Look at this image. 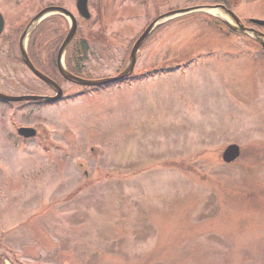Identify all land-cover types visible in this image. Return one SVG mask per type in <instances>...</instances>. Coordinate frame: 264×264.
Returning <instances> with one entry per match:
<instances>
[{
	"label": "rangeland",
	"instance_id": "rangeland-1",
	"mask_svg": "<svg viewBox=\"0 0 264 264\" xmlns=\"http://www.w3.org/2000/svg\"><path fill=\"white\" fill-rule=\"evenodd\" d=\"M151 2L92 0L88 20L75 0H0V12L22 33L42 7L69 9L89 37L80 74L95 79L128 63ZM59 22L44 24L39 64ZM244 40L176 17L141 45L140 78L100 90L55 72L59 102L0 104V264H264V65ZM19 51L0 89L52 96Z\"/></svg>",
	"mask_w": 264,
	"mask_h": 264
},
{
	"label": "flooded vegetation",
	"instance_id": "flooded-vegetation-1",
	"mask_svg": "<svg viewBox=\"0 0 264 264\" xmlns=\"http://www.w3.org/2000/svg\"><path fill=\"white\" fill-rule=\"evenodd\" d=\"M151 4L153 8V17L151 21L153 20L157 21V24L152 30L151 34L157 31L161 24L170 21L176 17H182V16L189 17L196 14L201 15L202 20H204L206 23L210 25H213V27H215L222 35L226 37L234 36V38H238V37L244 38L245 42L249 43V45L253 49L257 50V53L259 54L258 62L264 65V0H198V1L152 0ZM248 4H250L251 6L248 7ZM75 5H76V0H75ZM87 6L88 9L90 7H96L95 5L92 4V0H88ZM190 8H198V9L177 16H172V17L167 16L168 13H171L173 11L175 12L177 10L190 9ZM77 15L79 17L78 18L79 20L80 19L88 20L91 17L90 16L89 18L84 19L80 14ZM3 19H4V25L0 32V66L4 65V63L6 64V66H9L12 65L16 60L14 53L16 51V46L19 45V41L18 39L17 41L15 39L14 30L9 32L7 31V28L5 27L4 16ZM64 19L66 18L63 16H57L55 18V22L57 21L58 24H61L59 20L64 21ZM75 19L77 22L78 19L76 18V16ZM61 32L62 33L65 32L63 28ZM62 33L57 34L56 36L57 38L51 37L49 39V43L53 40H56V42H58L59 41L58 39L61 37ZM74 37H76L74 38V40L80 38L78 36V23ZM63 38H64V34H63ZM81 38L80 40H85L88 42L87 44V49H88L89 37L88 36L83 37L86 39H81ZM72 46L76 47V44L74 43ZM49 51H51L50 48ZM47 55H49L50 57V54L47 53ZM45 58L47 60L45 59L43 61L44 65L50 63V61L48 60V56H46ZM84 58L85 55L83 56L82 60H84ZM2 91L4 90L0 89V92ZM2 93H5V91ZM0 104L4 106L6 105L9 106L8 103H4V102H0Z\"/></svg>",
	"mask_w": 264,
	"mask_h": 264
},
{
	"label": "water",
	"instance_id": "water-1",
	"mask_svg": "<svg viewBox=\"0 0 264 264\" xmlns=\"http://www.w3.org/2000/svg\"><path fill=\"white\" fill-rule=\"evenodd\" d=\"M87 1L88 0H77L76 1V9L77 11L84 17L88 18L89 13L87 9ZM198 8H190V9H183L177 12H174L173 14H180L185 13L188 11L196 10ZM58 13L67 16L70 19V28L69 31L62 42L58 53H57V68L59 73L68 81H72L81 85H87V86H100V85H106V84H112L115 82H118L128 76L132 73L135 59H136V52L138 51L141 43L144 41V39L148 36L150 31L153 29V27L156 25V20L152 21L146 29L143 31V33L139 36V38L134 43L129 61L127 66L117 75L111 76V77H104L100 79H84L78 76H75L74 74L68 72L63 65L61 64V59L63 52L65 50V47L71 40L75 30H76V21L74 16L68 11L67 9L60 7V6H48L44 7L41 10H39L35 16L30 20V23L26 26L25 30L22 32L20 39H19V45H20V52L22 59L26 66L42 81H44L47 85H49L54 91L55 95L53 96H41V95H7L0 92V99L9 101V102H17V101H45V102H55L62 96V89L59 87L58 84H56L52 79H50L48 76L44 75L43 73L39 72L30 62V59L28 58V55L26 53L25 49V40L29 37L33 29L38 25V23L47 15ZM4 25L3 16L0 13V32L2 30V27ZM19 134L30 137L35 134V130L32 128H20L18 130ZM240 154V148L237 144H229L225 147L222 153V159L224 162L231 163L233 162Z\"/></svg>",
	"mask_w": 264,
	"mask_h": 264
},
{
	"label": "trees",
	"instance_id": "trees-1",
	"mask_svg": "<svg viewBox=\"0 0 264 264\" xmlns=\"http://www.w3.org/2000/svg\"><path fill=\"white\" fill-rule=\"evenodd\" d=\"M44 24H45V22L40 24L32 33V35H31L32 36L31 37L32 42L30 43V51H28V52H29L30 58L32 59V63L35 65L36 68H38L41 72H44L46 75H49L51 77H55V72H56L55 53H56V49H57V45L59 44V41L56 42V40H53L52 42L47 43L48 54H50V57H49V55H47V56H48V60L50 61V63L43 65V64H39L36 61L37 58L35 56V53H37L39 51V49H41L45 43V42L41 43V39L39 40V38L41 36H43L45 33L44 32V27H45ZM21 28L14 30V36H15L16 41H17L18 36L20 34ZM64 34H65V32H64ZM55 38H57V37H55ZM55 38H53V39H55ZM80 44L82 46L81 50L78 49L77 52L74 50L72 52L73 57L71 56V53L69 54L68 59H67V69L76 75L82 76L80 74L83 72L82 68H81L82 64H80V63L82 62L81 60L83 59V56L86 55V49H87L88 43L85 40H81ZM78 47H79V45H78ZM49 48L51 49V51H49ZM148 72H151V71H148ZM143 75H146V73ZM143 75H133L132 77H130L128 79L134 80L136 78L142 77ZM109 86H111V85L110 84L102 85V86L96 87L95 89L101 90V89L108 88ZM18 103L30 104V105L46 104L45 102H39V101H34V102H26L25 101V102H18ZM9 104H14V103H9Z\"/></svg>",
	"mask_w": 264,
	"mask_h": 264
}]
</instances>
